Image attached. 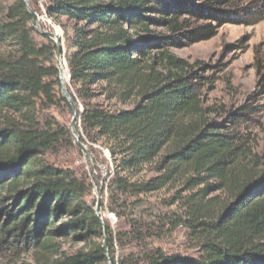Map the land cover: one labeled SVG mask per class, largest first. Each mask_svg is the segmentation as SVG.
Segmentation results:
<instances>
[{
	"label": "trees",
	"instance_id": "1",
	"mask_svg": "<svg viewBox=\"0 0 264 264\" xmlns=\"http://www.w3.org/2000/svg\"><path fill=\"white\" fill-rule=\"evenodd\" d=\"M230 1L48 0V17L73 23L68 71L62 57L57 68L51 38H34L24 2L7 8L0 21V250L31 248L35 264H264V155L241 132L249 115L229 112L228 125L217 120L206 103L208 77L166 49L178 42L173 34L213 35L211 23L197 22L234 21L221 9ZM29 3L36 11L38 0ZM151 23L172 35L149 38ZM59 70L72 103L60 93ZM72 105L79 142L97 161L109 154L100 206L116 216L115 226L100 223L86 172L57 163L77 145L51 109ZM170 190L148 212H130L140 196ZM180 227L198 258L155 245ZM65 243L79 246L67 253Z\"/></svg>",
	"mask_w": 264,
	"mask_h": 264
},
{
	"label": "rangeland",
	"instance_id": "2",
	"mask_svg": "<svg viewBox=\"0 0 264 264\" xmlns=\"http://www.w3.org/2000/svg\"><path fill=\"white\" fill-rule=\"evenodd\" d=\"M15 1L0 0V21L3 20L7 8ZM22 1L24 2V0ZM47 4L48 0H38L36 11L33 10L37 15V20L34 23L36 28L30 27L35 32L34 38L36 41H41V38L37 35L40 33L38 29L54 32L53 27L59 26L62 33L58 42L61 51L60 57H63L66 62L64 53L67 47V39L73 34V23L65 19H60L57 22L52 20L46 14ZM248 7H252L253 10H260L262 15L257 14V16L252 17L253 14L247 10ZM221 9L234 14V21L219 23L207 19L206 21L197 22L193 25L194 27L211 23L214 30L213 35L207 39L194 41L182 36L186 33L173 34L178 42L167 44L166 49L188 64L191 71L203 77H208L209 88L212 89L205 91L207 92L205 95L206 103L212 104L218 110L214 115L217 120L225 122L229 116L228 113L235 111L249 115V119L242 118L241 132L251 138L253 150L264 155V0H231L222 5ZM30 10L32 11L31 7ZM258 16L261 19H258ZM58 34L60 33L58 32ZM152 35L171 36L172 33L164 26L151 23L148 37L150 38ZM53 42L56 44L54 40ZM58 59L56 51L55 63L57 68L59 65ZM61 77L64 83L63 71ZM64 87L68 92H71L69 81ZM118 107L127 108L129 105H118ZM51 113L69 128L73 117L72 107L61 112L52 108ZM225 124L228 125L229 123L225 122ZM76 126L77 123L75 128L70 131L72 138L73 135L78 134ZM74 143L77 148L70 153H61L57 157V163L85 171L91 182V193L88 200L94 205V208L97 202L99 206L101 202L105 205L108 196L105 185L111 176L109 174L111 171L109 154L106 150L102 151L101 156L106 160L104 162L97 161L94 155L91 154L94 160L92 163L89 158L84 156L80 144L75 141ZM173 192V190H170L150 196H140L141 203L135 208L133 207L134 209L131 208L130 212L138 215L144 210L146 213L149 211L151 204L166 198ZM99 215L102 220L105 218L112 226H115L117 218L106 208L101 209ZM155 245L170 250L182 258L195 259L200 256V250L195 248L193 242L189 239L188 232L181 227L176 229L169 237L156 241ZM78 246L79 243H65L63 249L67 253H73ZM38 254L31 248L18 253L16 249L2 248L0 250V264H35ZM48 258L53 260L55 257L48 256Z\"/></svg>",
	"mask_w": 264,
	"mask_h": 264
},
{
	"label": "water",
	"instance_id": "3",
	"mask_svg": "<svg viewBox=\"0 0 264 264\" xmlns=\"http://www.w3.org/2000/svg\"><path fill=\"white\" fill-rule=\"evenodd\" d=\"M24 3H25L26 7L29 9V12H30L31 15H32V20L30 21V26L36 28V27L34 26V23H35L36 20H37V15H36L33 11L30 10V7H29V1H28V0H24ZM38 30H39L41 33L46 34L49 38H51L52 40L55 41L56 46H57V55H58V57H60V56H61V51H60L59 44H58V42L60 41L59 36H57V34L54 33V32H48V31L41 30V29H38ZM58 69H59V67H58ZM59 79H60V83H61V95H62L63 98H64L65 100H67L69 103H72L71 95L69 94V92H68V91L66 90V88L64 87V85H63V83H62V81H61V74H60V73H59ZM72 108H73V117H72V120H71V122H70V124H69V131H71V129H74V128H75V125H76V120H75V118H76V114H77V109H76V107H75L74 105H72ZM73 140H74L75 142H78V143L80 144V146H81V150H82L84 156L87 157V158H89V159L91 160V162L93 163L94 160H93V158H92L91 153L87 150V148H86L84 145H82V144L79 142V135H78L77 133H76L75 135H73ZM94 209H95V213H96L97 215H99L101 208H100L98 202L96 203ZM100 223L103 224V220H102V218H100ZM103 248H104L105 251H106V256H108V253H107L108 249H107V246H106L105 239H104V241H103ZM108 264H111V263H110V260L108 261Z\"/></svg>",
	"mask_w": 264,
	"mask_h": 264
},
{
	"label": "built area",
	"instance_id": "4",
	"mask_svg": "<svg viewBox=\"0 0 264 264\" xmlns=\"http://www.w3.org/2000/svg\"><path fill=\"white\" fill-rule=\"evenodd\" d=\"M54 33L58 34V32L60 33V35L62 36V33H61V28L59 26H54ZM60 58V57H59Z\"/></svg>",
	"mask_w": 264,
	"mask_h": 264
},
{
	"label": "bare ground",
	"instance_id": "5",
	"mask_svg": "<svg viewBox=\"0 0 264 264\" xmlns=\"http://www.w3.org/2000/svg\"><path fill=\"white\" fill-rule=\"evenodd\" d=\"M57 36H59V38L61 37L60 36V34H57ZM63 58V57H62ZM65 61V60H64ZM65 64H66V62H65ZM58 67H59V65H58ZM66 68H67V64H66ZM60 69V68H59ZM67 71H68V68H67ZM61 74V73H60ZM68 77H69V73H68ZM61 81H62V83H63V80H62V77H61ZM63 85H64V83H63Z\"/></svg>",
	"mask_w": 264,
	"mask_h": 264
}]
</instances>
